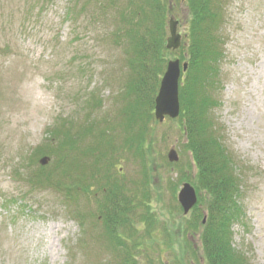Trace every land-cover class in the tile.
<instances>
[{"label": "rangeland", "instance_id": "rangeland-1", "mask_svg": "<svg viewBox=\"0 0 264 264\" xmlns=\"http://www.w3.org/2000/svg\"><path fill=\"white\" fill-rule=\"evenodd\" d=\"M125 1L0 0V264H122L118 250L99 236L97 219L92 220L96 227L87 221L89 231L81 229L58 192L46 186L48 182L36 181L39 168L51 166L53 158L41 154L36 162L31 159L63 122L91 127L85 144L92 133L115 122L110 132L121 135L117 116L126 67L114 42ZM170 4L167 26L170 17L177 19V32L186 45L187 9L178 0ZM219 4L215 34L223 57L210 91L215 102L209 110L211 130L238 166L241 183L242 217L231 226V245L251 264H264V0ZM92 96L100 99L99 105L89 104ZM144 139L148 203L156 228L151 238L144 234L147 227L137 221L136 207L131 221L140 245L132 257L140 264H174L175 258L200 264L197 248L182 250V243L166 240V232L171 235L176 224L182 225L174 207L189 154L179 122L168 117L150 122ZM115 144L112 172L134 189L144 175L142 159L133 149L117 146L119 140ZM171 146L178 154L175 162L167 159ZM187 175L192 177L194 169ZM90 188L95 192V185ZM88 206L95 209L94 203ZM197 236H190L194 244ZM188 251L190 256L184 257Z\"/></svg>", "mask_w": 264, "mask_h": 264}, {"label": "trees", "instance_id": "trees-1", "mask_svg": "<svg viewBox=\"0 0 264 264\" xmlns=\"http://www.w3.org/2000/svg\"><path fill=\"white\" fill-rule=\"evenodd\" d=\"M178 1L183 2L187 9L189 25L188 42L177 50L167 49L165 45L166 17L171 0L125 1L118 11L120 25L114 42L124 54L126 67L122 105L117 116L121 135L117 138L110 132L111 128H116L115 122L108 129L92 133L91 141L85 144L83 138L91 127L83 129L77 128L73 122L60 123L50 131L51 137L33 152V162L41 154L53 158L51 166L42 165L35 178L43 185L44 181L48 182L46 186L58 192L81 229L87 230L86 222L92 225V220L97 219L101 227L99 236H104L110 246L118 250L122 264H140L132 257L140 245L138 231L131 221L138 210L136 207L140 208L136 214L137 221L147 227L144 234L151 238L153 228H156V218L151 216L148 203L150 177L144 163V138L150 122H157L154 99L167 61L178 54L181 61L188 63L179 80L180 110L174 118L179 122L180 132L186 140L182 145L189 154L188 169L181 171L180 177L194 185L198 201L186 215L176 203L174 208L181 214L179 223L182 225L176 224V231L171 235L166 232V240L188 244L192 249L194 243L188 236L198 234L196 243L200 244L198 250L206 264H251L241 251L231 245V226L242 217L238 200L241 187L236 172L238 166L219 136L211 130L209 116L210 107L215 103L210 91L219 78L218 64L223 57L220 39L215 34L221 0ZM89 104L99 105L100 99L92 96ZM118 140L117 146L133 149L135 156L142 159L144 175L134 189H129L126 180H119L112 172L115 158L111 151ZM190 169H194L192 177L187 175ZM91 184L95 185V192L90 188ZM92 203L95 204L94 210L88 206ZM170 208L174 211L173 207ZM204 216L205 221L202 222ZM120 230L126 232L125 236L119 233ZM174 261V264L182 263L180 259L175 258Z\"/></svg>", "mask_w": 264, "mask_h": 264}, {"label": "water", "instance_id": "water-1", "mask_svg": "<svg viewBox=\"0 0 264 264\" xmlns=\"http://www.w3.org/2000/svg\"><path fill=\"white\" fill-rule=\"evenodd\" d=\"M168 28L169 35L166 37L165 45L167 49L175 50L181 45V35L177 32V20L173 17L168 20ZM187 67V61L180 62L179 58L167 61L154 99V117L157 121L162 122L166 116L170 118L178 116L180 110L179 78L181 72L186 71ZM167 157L171 162L178 160V154L173 146L170 147ZM44 162L43 160L41 163ZM177 200L182 207L183 214L188 213L197 202L194 186L189 182H184L177 193Z\"/></svg>", "mask_w": 264, "mask_h": 264}, {"label": "flooded vegetation", "instance_id": "flooded-vegetation-1", "mask_svg": "<svg viewBox=\"0 0 264 264\" xmlns=\"http://www.w3.org/2000/svg\"><path fill=\"white\" fill-rule=\"evenodd\" d=\"M196 241H197V240H196ZM182 246L184 247L182 250H185L186 247L188 246V244H183ZM192 246L195 247V248H197V249L200 248V244H194V245H192ZM199 251H200V250H199ZM185 256H190V252L188 251V252L184 255V257H185ZM198 256L200 257V264H206L204 258L202 257V255H201L200 253L198 254ZM183 259L186 260V261H182V260H181L182 263H185V264L188 263V261H189L188 259H185V258H183ZM178 263L182 264V263L179 262V261H178ZM193 264H194V262H193Z\"/></svg>", "mask_w": 264, "mask_h": 264}]
</instances>
